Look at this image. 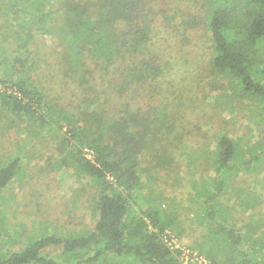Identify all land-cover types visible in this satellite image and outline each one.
Segmentation results:
<instances>
[{"label": "rangeland", "instance_id": "rangeland-1", "mask_svg": "<svg viewBox=\"0 0 264 264\" xmlns=\"http://www.w3.org/2000/svg\"><path fill=\"white\" fill-rule=\"evenodd\" d=\"M155 4L158 14L150 53L163 71L156 79L134 82L119 94L116 81L100 75L89 79L90 60L84 65L78 61L66 73L69 66L59 43L58 20L51 16L48 21L42 17L40 22H30L27 12L12 0H0V74L10 75L12 61L21 56L26 65H35L27 76L38 80L46 102L45 121L12 114L0 103V165L14 157L20 160L17 175L0 191V257L44 231L61 234L93 227L98 184L62 144L69 137L71 114L82 117L77 104L85 112L94 106L80 102L81 93L94 94L90 87L105 89L102 111L98 105L103 121L122 116L127 121V114L134 115L135 120L127 121L129 132L132 123L141 129V118L157 120L158 139L135 161L140 181L130 192L143 207L161 200L166 214H176L179 223L168 231L171 246L199 253L197 244L211 237L212 223L202 199L215 177L213 152L218 136L233 139L236 166L262 150L264 102L243 92L234 77L211 66L205 0H157ZM16 30L24 33L22 40ZM82 74L87 78L83 83ZM81 149L85 157L93 158L91 148ZM127 160L126 168L130 167ZM248 167L230 172L216 206L244 236L259 242L264 240V162ZM108 180L118 191H125L111 176Z\"/></svg>", "mask_w": 264, "mask_h": 264}, {"label": "trees", "instance_id": "trees-1", "mask_svg": "<svg viewBox=\"0 0 264 264\" xmlns=\"http://www.w3.org/2000/svg\"><path fill=\"white\" fill-rule=\"evenodd\" d=\"M12 1L19 10L27 12L30 22H40L42 17L48 21L51 16L58 20L59 43L64 47L63 55L69 66L67 74L78 61L84 65L86 59L90 60L91 69L86 70L89 79L97 75L103 80L110 78L116 81L115 90L121 94L134 82L156 79L163 71L150 53L157 0ZM205 1L203 20L210 40L211 66L234 77L243 92L264 102V0ZM15 35L21 40L25 37L21 30H16ZM26 62L17 57L12 61L13 72L0 74V103L12 114L45 121L46 102L40 83L27 76L35 65ZM83 74L82 83L87 79ZM89 90L94 94L81 93L80 102L90 101L94 106L85 112L77 104L82 117L71 114L66 129L69 137H64L62 144L98 184L93 227L61 234L44 231L0 257V264H183V250L171 246L172 238L168 234L179 223L176 214H166L161 200L158 205L143 207L130 192L140 181L135 173V161L158 139L159 129L154 125L157 120L141 118V129L132 123L133 131L129 132L127 121L135 120L134 115L127 114V121L124 116L103 121L104 104L100 100L105 89L90 87ZM98 105L102 106L100 112ZM83 145L93 150L92 159L82 153ZM213 154L215 177L202 199L206 217L212 223V235L206 242L197 244L199 254L210 264H264V240H249L216 206L226 191L230 172L264 162V148L236 166L233 161L238 152L234 141L221 134ZM19 162L14 157L0 165V191L17 175ZM109 176L125 191L111 186ZM51 250L57 252L50 253Z\"/></svg>", "mask_w": 264, "mask_h": 264}, {"label": "built area", "instance_id": "built-area-1", "mask_svg": "<svg viewBox=\"0 0 264 264\" xmlns=\"http://www.w3.org/2000/svg\"><path fill=\"white\" fill-rule=\"evenodd\" d=\"M183 264H210L209 261L198 252L193 250H185Z\"/></svg>", "mask_w": 264, "mask_h": 264}]
</instances>
